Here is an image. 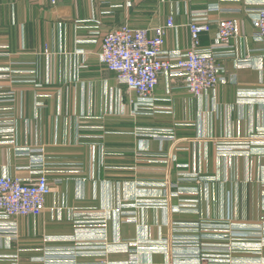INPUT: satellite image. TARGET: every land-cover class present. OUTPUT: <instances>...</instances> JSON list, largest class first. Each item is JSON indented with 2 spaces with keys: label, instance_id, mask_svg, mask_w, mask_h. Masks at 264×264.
Masks as SVG:
<instances>
[{
  "label": "crops",
  "instance_id": "1",
  "mask_svg": "<svg viewBox=\"0 0 264 264\" xmlns=\"http://www.w3.org/2000/svg\"><path fill=\"white\" fill-rule=\"evenodd\" d=\"M249 1L0 0V177L32 178L43 160L52 183L40 216H0V264H197L198 247L242 240L259 251L226 248L210 263L264 264V136L246 152L218 148L264 132ZM209 7L202 45L220 19L236 20L237 33L219 60L224 82L204 96L162 75L154 106L142 108L98 59L109 30L170 17L164 50L184 52L192 14ZM210 223L229 228L224 240L203 230Z\"/></svg>",
  "mask_w": 264,
  "mask_h": 264
},
{
  "label": "built area",
  "instance_id": "2",
  "mask_svg": "<svg viewBox=\"0 0 264 264\" xmlns=\"http://www.w3.org/2000/svg\"><path fill=\"white\" fill-rule=\"evenodd\" d=\"M62 1L68 0H48L53 6ZM247 4L250 5L247 10L250 11L252 24L257 31L256 36L263 45L261 71L264 80V0H250ZM215 9L209 7L203 12L192 14L188 25L191 46L184 52L169 54L164 50L167 30L176 27L174 18L170 17L166 24L151 30L128 23L109 30L101 38L98 59L108 71L116 74V80L120 85L135 92L137 104L142 108L154 106L155 91L162 75L179 79L185 89L195 97L204 96L224 82L226 69L219 60L230 55L232 51L228 48L237 33L236 20L220 19L217 21L213 43L207 46L201 44V35L212 31L211 14ZM153 132L148 133L151 135ZM260 134L264 136V132ZM218 148L224 155L233 150L246 152L249 148V137L226 136L218 142ZM38 163H42L43 166L33 172L35 175L32 178L0 177V216L35 217L46 211L47 198L52 193V183L49 178L50 171L46 169L43 160H39ZM96 221L101 222L100 234L104 235L105 219ZM220 224H211L203 230L217 232L215 238L224 240L226 238L224 233L229 228ZM196 238L197 244L200 245L204 237L198 235ZM180 240L186 241L183 237L176 239L177 242ZM188 240L195 242L196 239ZM244 241L233 243L234 245L231 243L229 247L204 246L203 250L198 247L196 262L211 264V252L217 253L226 248L259 251L260 246L253 248L247 245L248 243L244 244ZM164 251L168 252L167 245ZM180 254L178 253V256Z\"/></svg>",
  "mask_w": 264,
  "mask_h": 264
},
{
  "label": "rangeland",
  "instance_id": "3",
  "mask_svg": "<svg viewBox=\"0 0 264 264\" xmlns=\"http://www.w3.org/2000/svg\"><path fill=\"white\" fill-rule=\"evenodd\" d=\"M260 133H261V132H258L257 134H254V135H251V136L249 137V141H251L252 139H254V138H256V137H260V136H261ZM249 147H250V144H249ZM251 152H257V151H251Z\"/></svg>",
  "mask_w": 264,
  "mask_h": 264
}]
</instances>
